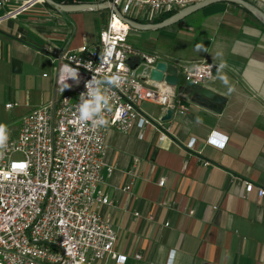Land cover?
Masks as SVG:
<instances>
[{"label": "crops", "instance_id": "1", "mask_svg": "<svg viewBox=\"0 0 264 264\" xmlns=\"http://www.w3.org/2000/svg\"><path fill=\"white\" fill-rule=\"evenodd\" d=\"M27 1L6 0L0 7V123H19L60 97L62 61L55 59L94 46L85 15L93 11L62 13L41 0L24 7ZM247 1L264 10V0ZM192 16L196 26H184L192 35L165 39L163 56L170 62L223 59L235 90L229 94L216 72L202 86L226 98L222 109H206L176 92L187 110H174L168 121H159L166 110L159 104H140L159 129L153 123L128 132L107 128L104 164L113 172L104 171L100 188L110 203L98 212L114 228L113 252L126 257L124 264H169L173 249L174 264H264V196L257 194L264 189V30L248 11L227 2ZM131 18L153 21L138 9ZM197 44L207 51H196ZM213 133L220 134L217 141L228 137L222 149L207 142ZM244 182L254 186L248 194ZM92 264L116 263L106 256Z\"/></svg>", "mask_w": 264, "mask_h": 264}, {"label": "built area", "instance_id": "2", "mask_svg": "<svg viewBox=\"0 0 264 264\" xmlns=\"http://www.w3.org/2000/svg\"><path fill=\"white\" fill-rule=\"evenodd\" d=\"M5 1L0 0V7ZM197 1L200 0H92L111 3L124 17H130L129 13L138 9L146 19L178 11ZM31 4L29 0L24 7ZM130 30L109 8L108 20L99 31L96 47L84 45L55 57L62 61L59 74L62 65L77 67L74 60L91 61L95 71L102 67L100 57L104 52L112 50L102 71L95 74L97 78L117 72L124 76L121 87L112 89V112L106 113L110 121L108 128L118 132H128L133 127L142 129L153 123L140 110L144 101L180 113L187 110L175 100L173 87L135 76L134 69L138 65L154 68L162 61L183 73L188 83L200 85L214 77V65H218L207 60L170 62L157 52L138 51L129 44ZM92 75L93 72L79 67V83L70 78V89L24 115L17 134L9 133L7 149L0 158V264H92L106 256L116 264L126 261L124 255L113 252L116 232L98 212L101 205L110 203L100 188L104 171L107 176L113 172L111 166L104 164L107 128L94 129L91 122L82 124L76 109L79 95L86 90L85 83ZM117 110H121L120 119H116ZM112 120L115 123H111ZM153 124L159 129V121ZM210 140L221 142L213 134L207 139L212 144ZM13 162L26 163L27 168L13 171ZM158 185H164L163 178ZM253 187L252 183L244 182L245 193L251 192ZM129 189L130 185L124 188ZM257 194L264 196V189L259 188ZM134 258L140 259V255Z\"/></svg>", "mask_w": 264, "mask_h": 264}, {"label": "water", "instance_id": "3", "mask_svg": "<svg viewBox=\"0 0 264 264\" xmlns=\"http://www.w3.org/2000/svg\"><path fill=\"white\" fill-rule=\"evenodd\" d=\"M43 1L52 8L62 13L84 10L99 11L111 8L112 11L130 27V29L136 31L157 30L160 28L171 26L210 4L216 2H227L242 7L243 9L248 11L262 26H264V10H261L247 0H200L179 9L173 15L157 23H141L134 18L124 17L119 13L114 5L108 2L58 4L53 0ZM132 67L135 68L136 64H133ZM134 74L135 76H139L142 80L147 77L149 81L162 83L166 86L173 87L178 94L186 95L191 102L209 110L218 111L222 109L223 105L226 102L225 97L215 93L214 91L200 84L188 83L185 80V76L183 75V73L179 72L171 64H167L162 61L157 62L154 68H149L143 64H140L134 69ZM172 115L173 110L171 108H168L161 115L159 121H168L171 119Z\"/></svg>", "mask_w": 264, "mask_h": 264}, {"label": "clouds", "instance_id": "4", "mask_svg": "<svg viewBox=\"0 0 264 264\" xmlns=\"http://www.w3.org/2000/svg\"><path fill=\"white\" fill-rule=\"evenodd\" d=\"M196 51H207L206 47L203 44L196 45ZM221 53H217V56H221ZM112 56V50L108 49L104 52L103 56L100 57L102 67L96 69L95 71L91 68V61L81 62L76 61L77 67H72L71 65H62L60 69V75L58 79L59 92L63 93L66 89H70L72 85L68 83V80L71 78L76 83H79V67H84L85 69L93 72L91 80L85 83V91L81 92L79 95V103L76 105L77 112L79 113V121L82 124L91 122V126L95 128H108L110 127V121L106 116V113L112 112L111 100L113 99L114 93L112 92L113 88L121 87L122 82L124 81V76L120 72L114 73L110 76H103L102 78H97L95 73L102 71L103 64L108 62V59ZM216 67V78L219 79L225 86L228 87V93H232L235 89L230 85L228 76L224 73V69L228 68L229 65L227 61L221 59ZM122 113L121 110H117L116 119H120ZM200 122L199 117L197 118V123ZM111 123H115V120H112ZM220 135L213 133V136ZM227 136H221V142L214 143L215 140H210L214 146L218 148H223L227 142ZM9 140V131L7 125L0 123V158L3 157L5 150L7 149V142ZM194 139L190 141L189 146L191 147L194 143ZM13 171L18 168H27V164H17L13 162L11 165ZM177 253L173 249L169 253V264H174V260ZM124 259V258H121Z\"/></svg>", "mask_w": 264, "mask_h": 264}, {"label": "rangeland", "instance_id": "5", "mask_svg": "<svg viewBox=\"0 0 264 264\" xmlns=\"http://www.w3.org/2000/svg\"><path fill=\"white\" fill-rule=\"evenodd\" d=\"M134 10V9H133ZM132 10V12H133ZM132 12L129 13V16L132 17ZM86 14V24L90 33V38L93 42V45L96 47L98 44V34L99 30L104 27L108 20V9L85 12ZM160 17V16H158ZM158 17L153 18L152 20L157 19ZM192 14L184 18L183 20L164 28L157 30H148V31H136L131 29L128 37L129 44L138 51L142 52H157L162 57L168 54L166 52L165 46L167 44L163 42L165 39H176L181 36H191V33H187L184 29L186 24H191L196 26V21H194ZM93 22V26H92ZM93 27V28H92ZM4 123V122H3ZM4 124L7 126L16 125L19 128V123H12L11 121H6ZM18 132V131H17ZM16 132V134H17ZM15 135V134H13Z\"/></svg>", "mask_w": 264, "mask_h": 264}, {"label": "trees", "instance_id": "6", "mask_svg": "<svg viewBox=\"0 0 264 264\" xmlns=\"http://www.w3.org/2000/svg\"><path fill=\"white\" fill-rule=\"evenodd\" d=\"M55 3L58 4H74V3H82V2H92V0H53ZM176 11H170V12H166L164 14H162L160 17H158L157 19L150 21V23H157L160 22L161 20L173 15ZM138 21V20H137ZM256 24L262 29L264 30V26H262L257 20ZM144 23V22H141Z\"/></svg>", "mask_w": 264, "mask_h": 264}, {"label": "snow or ice", "instance_id": "7", "mask_svg": "<svg viewBox=\"0 0 264 264\" xmlns=\"http://www.w3.org/2000/svg\"><path fill=\"white\" fill-rule=\"evenodd\" d=\"M214 143H216V141H213Z\"/></svg>", "mask_w": 264, "mask_h": 264}]
</instances>
